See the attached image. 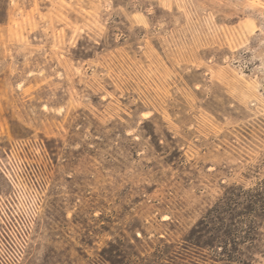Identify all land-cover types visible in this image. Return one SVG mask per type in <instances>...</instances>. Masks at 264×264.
Segmentation results:
<instances>
[{
  "label": "rangeland",
  "instance_id": "1",
  "mask_svg": "<svg viewBox=\"0 0 264 264\" xmlns=\"http://www.w3.org/2000/svg\"><path fill=\"white\" fill-rule=\"evenodd\" d=\"M0 264H264V0H0Z\"/></svg>",
  "mask_w": 264,
  "mask_h": 264
}]
</instances>
